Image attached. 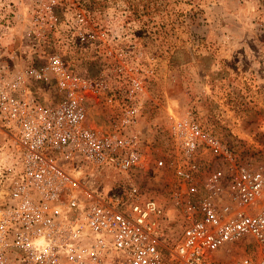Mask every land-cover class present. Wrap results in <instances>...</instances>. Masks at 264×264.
I'll use <instances>...</instances> for the list:
<instances>
[{
    "label": "built area",
    "instance_id": "built-area-1",
    "mask_svg": "<svg viewBox=\"0 0 264 264\" xmlns=\"http://www.w3.org/2000/svg\"><path fill=\"white\" fill-rule=\"evenodd\" d=\"M34 8L20 38L25 65L0 64V264H264V156L242 161L190 115L171 128L175 152L153 156L139 123L155 58L110 37L93 7ZM17 27L0 30L8 53ZM70 56L98 71H74ZM54 79L62 96L42 97ZM155 167L173 169L168 201L136 182Z\"/></svg>",
    "mask_w": 264,
    "mask_h": 264
},
{
    "label": "rangeland",
    "instance_id": "rangeland-1",
    "mask_svg": "<svg viewBox=\"0 0 264 264\" xmlns=\"http://www.w3.org/2000/svg\"><path fill=\"white\" fill-rule=\"evenodd\" d=\"M40 1L0 0V30H5L9 21L18 26L17 41L7 47L9 53L0 44V64L25 65L20 38ZM62 2L97 9L110 37L116 32L137 40L142 52L155 58L154 73L147 78L146 111L139 123L144 145L153 156L175 152L171 128L176 119L190 115L230 144L242 161H262L264 0ZM53 44L48 43L45 49L56 51ZM17 49L18 54H13ZM69 61L81 74L98 71L96 62L78 56H70ZM43 89L44 98L62 96L55 79ZM93 112L98 114L97 127L108 129L106 111L94 104ZM136 182L147 195L168 201L175 176L172 168L155 167L138 173ZM242 254V249L234 250L227 260Z\"/></svg>",
    "mask_w": 264,
    "mask_h": 264
}]
</instances>
